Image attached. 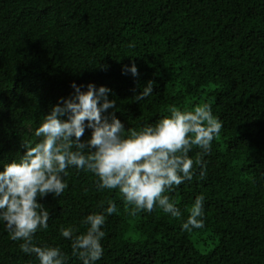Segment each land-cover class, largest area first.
<instances>
[{"label":"trees","instance_id":"16d2710c","mask_svg":"<svg viewBox=\"0 0 264 264\" xmlns=\"http://www.w3.org/2000/svg\"><path fill=\"white\" fill-rule=\"evenodd\" d=\"M132 63L138 75L122 74ZM148 81L151 95L134 99ZM73 82L108 87L115 104L104 115L125 130L205 102L222 128L202 157L205 176L196 167L191 182L162 193L180 217L155 205L130 214L118 189L97 191L95 175L73 167L59 197L37 198L49 210L38 245L59 246L66 264H81L59 228L84 232L80 220L111 199L118 212L103 226L96 264H264V0H0V161L23 155ZM90 135L86 128L80 140ZM198 194L204 225L183 231ZM21 242L0 223V264H39Z\"/></svg>","mask_w":264,"mask_h":264},{"label":"clouds","instance_id":"9594fccd","mask_svg":"<svg viewBox=\"0 0 264 264\" xmlns=\"http://www.w3.org/2000/svg\"><path fill=\"white\" fill-rule=\"evenodd\" d=\"M127 73L138 75L134 63L122 68V74ZM71 87V96L61 98L43 116L32 134L35 139L25 141L23 155L7 163L0 161V223L11 240L22 241L20 250L34 254L39 264H66L67 255L59 246L38 245L34 237L38 230L49 227V210L37 198L48 193L59 197L68 187L69 168L93 173L97 191L118 189L131 206L130 214L151 212L155 205L178 218L180 209L162 193L184 181L191 182L196 167L199 177L205 176L202 157L222 128V121L205 102L190 109L172 107L154 124L125 130L114 114L104 115L115 104L108 98V87L75 82ZM152 88L153 82L148 81L134 99L150 96ZM86 128L91 135L82 142ZM193 146L200 151L189 156ZM204 201L203 194L195 196L181 230L203 227ZM104 203L98 204L101 211L80 220L86 226L84 232L78 233L73 224L59 228L60 236L71 241L72 255L81 264H96L103 255V226L108 216L118 212L113 200L107 199L106 207Z\"/></svg>","mask_w":264,"mask_h":264},{"label":"rangeland","instance_id":"374dc122","mask_svg":"<svg viewBox=\"0 0 264 264\" xmlns=\"http://www.w3.org/2000/svg\"><path fill=\"white\" fill-rule=\"evenodd\" d=\"M201 250H203V247H199Z\"/></svg>","mask_w":264,"mask_h":264}]
</instances>
